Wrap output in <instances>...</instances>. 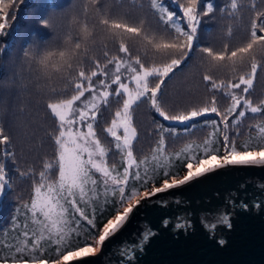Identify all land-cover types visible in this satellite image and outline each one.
<instances>
[{
  "label": "snow or ice",
  "instance_id": "6c2138e0",
  "mask_svg": "<svg viewBox=\"0 0 264 264\" xmlns=\"http://www.w3.org/2000/svg\"><path fill=\"white\" fill-rule=\"evenodd\" d=\"M170 3L177 10L167 7L166 0H81L64 36L79 53L83 35L84 49L75 67L56 81L40 76L30 60L40 47L59 46L38 31L53 28L46 16L37 18L36 31H17L10 45H0L3 56L6 47L26 40L20 94L34 84L48 95L46 110L55 124L48 133L54 156L42 170L16 169L21 181L32 180V193L30 202L16 209L23 225L19 216L12 217V230H22L14 242H3L0 264H80L97 256L138 209L163 203L162 196L152 199L159 194L203 182L226 168L264 167V99H252L264 73V0H223L219 6L214 0ZM14 7L16 0H0V37L8 35L16 19L9 13ZM217 13L225 26L207 27ZM192 70L208 94L205 102L170 110L163 99L168 83ZM113 103L118 107L104 128L111 138L105 143L96 128ZM141 104L160 119L153 121L150 135L157 139L150 155L138 158L134 114ZM4 105L0 98V116ZM246 120L253 123L242 138ZM204 128L209 131L202 142L169 151L170 138L192 137ZM113 153L119 154V164L111 161ZM9 160L15 164L16 153L0 119V196L12 187ZM109 206L113 214L98 224ZM239 207L248 209L243 201ZM219 222L231 228L228 215ZM154 235L146 227L139 247ZM126 255L133 259L131 248Z\"/></svg>",
  "mask_w": 264,
  "mask_h": 264
},
{
  "label": "water",
  "instance_id": "95a60500",
  "mask_svg": "<svg viewBox=\"0 0 264 264\" xmlns=\"http://www.w3.org/2000/svg\"><path fill=\"white\" fill-rule=\"evenodd\" d=\"M160 196L163 203L138 209L97 256L80 264H264V167L226 168L153 201ZM223 215L231 228L219 222ZM178 223L185 227L177 229ZM149 226L155 235L141 249Z\"/></svg>",
  "mask_w": 264,
  "mask_h": 264
},
{
  "label": "rangeland",
  "instance_id": "374dc122",
  "mask_svg": "<svg viewBox=\"0 0 264 264\" xmlns=\"http://www.w3.org/2000/svg\"><path fill=\"white\" fill-rule=\"evenodd\" d=\"M50 3H53L50 4ZM81 0H16V7L9 9L10 16L15 14L16 19L11 21V28L8 35L0 37V45H10L16 32L31 33L37 30V18L46 16L52 21V29H38L43 39L50 43H59L65 35L68 21L79 11ZM219 6L223 0H215ZM138 17L139 13H132ZM209 19V18H205ZM207 27L218 29L225 26L220 21L217 13L215 21H210ZM219 35V33H215ZM219 41H217L218 43ZM26 40L20 41L15 47H6L3 56H0V98L5 101L6 112L0 116L3 120V126L8 135L12 138L13 149L16 153V163L7 161L8 172L13 166L23 169H35L38 173L42 170L45 160L50 159L54 154V145L49 137L48 141L44 138L45 126L55 128L54 120L47 114L46 103L48 99L41 95L34 84H28L27 94L21 92V56L22 48ZM27 76V73H24ZM200 75L192 70L175 77L168 83L163 97L165 106L170 110L177 108H187L192 105H199L205 102L208 94L205 89L199 85ZM252 99L258 102L264 99V73L259 74ZM118 105L113 103L108 109H105L99 118L97 133L101 140L108 143L104 128L111 122V118ZM226 107V102L222 103L221 108ZM23 108V113L20 109ZM147 104H141L135 111V125L139 132V141L135 145L137 156L148 152L154 143L156 135H150L154 132L153 116ZM167 123V122H166ZM252 121L246 120L242 126L243 132ZM204 135L203 131H197L192 137H181L176 140H168V148H176L185 140L200 139ZM115 156H111L113 161ZM32 186V180L29 183H16L10 189H6L0 196V214L4 207L13 200H23L26 193ZM71 261V260H69ZM68 261V262H69Z\"/></svg>",
  "mask_w": 264,
  "mask_h": 264
},
{
  "label": "trees",
  "instance_id": "16d2710c",
  "mask_svg": "<svg viewBox=\"0 0 264 264\" xmlns=\"http://www.w3.org/2000/svg\"><path fill=\"white\" fill-rule=\"evenodd\" d=\"M214 2H215V0H214ZM50 4L53 5V3H50ZM166 4H167V7H169L170 9L177 10L175 8V6L170 3V0H166ZM0 77H1V75H0ZM41 95L44 96L45 99L47 98L49 100V96L46 95L43 91H41ZM157 119H160V118L157 117L156 115H154L153 116V121L154 120H157ZM216 119H219V118L217 117ZM164 123L167 125L166 122H164ZM53 129L54 128L52 126H49L48 129H46V126H45V129H44L45 131L43 133L44 134H47L44 137L46 139V142L49 139L48 133L51 130H53ZM199 131H203L204 132V135H203L202 138H200V139H189V140H185L180 146H178L176 148H171V149L168 148L169 151L172 152V153H175V152L179 151L180 148L184 144L189 143L191 141H195L197 143L202 142L203 139L208 135V131L209 130L207 128H204V129L199 130ZM242 138H243V136H242ZM110 139H111L110 137L107 138L108 141ZM156 139H157V136L155 137L154 143H155ZM154 143L151 146V148L154 146ZM145 155H150V150L148 152H146L145 154H143L141 156H137V157L138 158H142ZM53 156H54V154L51 156V158ZM112 156H115V158H114V160L112 162H114L116 164H119L120 163V156H119V154L118 153H113ZM16 169H19V168L16 167V166H13L12 169L8 172L9 173V176L12 178V185H14L16 183H23V184L29 183L30 179H25L23 181H21L19 179V172ZM182 174H183V171H181V175ZM31 193H32V186L29 188V191L26 193V198L25 199H23V200H13V201H10L9 204H7L4 207L2 213L0 214V251H3L2 250V244H3V242L5 240H7L9 243L14 242L16 240V238L18 237L19 232L22 230V229H17L16 231H13L12 228H11V220H12V217L14 215H17V216L20 217V223H21V225H23L24 218H23L22 215H20L19 213L16 212V209H17V207L21 206L24 202H30ZM112 214L113 213H112L111 206H109L108 207V210L105 211L102 216H98L97 223L100 224L102 221H106V219L109 218Z\"/></svg>",
  "mask_w": 264,
  "mask_h": 264
},
{
  "label": "clouds",
  "instance_id": "9594fccd",
  "mask_svg": "<svg viewBox=\"0 0 264 264\" xmlns=\"http://www.w3.org/2000/svg\"><path fill=\"white\" fill-rule=\"evenodd\" d=\"M82 35L80 52L71 44L68 36H63L58 43V47L44 48L40 47L36 56L30 57L34 70L44 78H51L53 81L67 75L70 68H74L79 55L84 49Z\"/></svg>",
  "mask_w": 264,
  "mask_h": 264
}]
</instances>
